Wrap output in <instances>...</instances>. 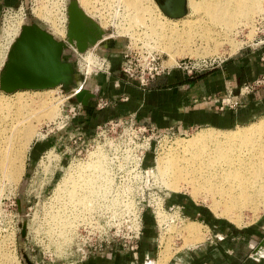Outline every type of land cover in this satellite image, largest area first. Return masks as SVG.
I'll return each instance as SVG.
<instances>
[{
    "label": "rangeland",
    "instance_id": "rangeland-1",
    "mask_svg": "<svg viewBox=\"0 0 264 264\" xmlns=\"http://www.w3.org/2000/svg\"><path fill=\"white\" fill-rule=\"evenodd\" d=\"M42 1L48 3L53 14L59 16L54 25L37 13ZM122 3L115 0L112 3L114 5H110V10H102L104 12L101 14L102 19L99 15L92 17L88 14L105 30L107 39L78 56L72 48L69 49L78 72L86 77V88L98 89L97 98L91 100L87 106L77 103L73 97H70L71 94H65L62 86L36 90L19 89L11 93L0 90V101L6 99L12 101L17 93L35 97L51 93L52 104L57 112L56 117L48 119V116H45V106L36 110L42 117L39 116V119L35 117L33 122L37 124L39 120H42L37 125L38 131L43 135L31 141L21 178L17 183L9 182L4 178L0 179V262L5 264H86L89 259H114L119 256L121 259H133L138 262L137 264H148L149 261L154 262L157 259L160 260L159 264H166L170 259H180L178 257L183 252L208 239L221 240L224 235L223 229L235 238L234 242L241 245L238 254L242 255V252L246 250L247 255L261 256L254 255V252L264 245L262 205L258 207L257 213L245 208L241 218L242 223L237 225L214 212L212 198L206 193H198L196 198L192 192V185L187 183L182 184L180 191H174L166 184L155 181L156 179L151 178V175L156 167L157 159L171 154L178 141H190L198 133L205 131H240L243 127H249L251 123L259 121L264 117V113L250 121L227 128L200 126L182 132L175 129L158 131L138 122L130 114L114 115L110 112L109 114L112 115L107 117L105 113L110 111L108 109L122 97H105L106 88L104 87H108V84L110 86L116 78L123 77L120 70L122 52L129 50L134 54L139 47L153 50L159 55L162 65L167 68L174 66L185 71L179 67L184 61L190 65H196L203 60L216 58L215 67L241 49L254 46L264 37V24L256 23L254 26L256 16L263 11L255 15L253 18L255 20H252V25L249 27L244 22L238 21L240 24L236 22L235 26L229 28L230 31L233 30L231 32L227 29L225 32L224 28L218 25L216 27L209 21L205 22L199 14H194L193 19L189 18V24L198 19L200 22L194 23L195 28L193 24L191 25L193 30L189 24L185 25L189 28L183 29L184 26H182L180 32L184 37L179 40L180 43L176 41L175 49L180 48L184 54L173 53L174 56H172L166 50L165 52L158 42L146 36L145 28L147 27L144 26H147L149 22L147 12L144 13L146 22L143 23L146 24L143 26H137L134 22L131 26L130 20L128 22L117 16L123 11ZM262 6L264 9V1ZM66 7L67 0H0V70L10 44L19 34V23L24 21L23 12L26 18H38L43 23H41L42 26L53 34H55L56 26H59L61 35L65 37ZM187 9L188 13L190 8L187 6ZM14 13L17 14L13 16ZM206 27L213 28L212 30L216 32L221 30L227 34V36L223 34L224 37H229L228 39L220 37L219 49L210 54L203 53L204 44L199 37V40L196 39L198 33L204 31ZM128 29L130 30L127 31ZM189 30L194 38L190 39V42L187 40L191 37ZM134 31L135 34L140 33V38L139 34H134ZM146 31L147 35H150L148 29ZM185 31L186 33L189 31V34L187 33L189 37L185 36ZM194 33L198 35L195 37ZM133 34L137 37L132 36ZM193 42L196 45H193ZM200 43L203 47H200ZM198 47L200 49H197ZM94 62H98V66H91ZM100 101H106L107 104L101 107L98 105ZM95 154H99V158L106 165L108 182L112 180L111 183H113H110L111 190L109 189L112 194L109 193L111 196L109 195L105 202L106 208L93 212L94 215L90 218H88L89 215L87 217L79 215L75 228L69 235L70 242L61 244L62 246L59 247L56 242H51L53 239L50 241L47 237L44 226L45 213L53 204L54 194L64 177L63 172L67 168L75 170L79 164H88L92 159L90 157ZM262 158L264 166V153ZM110 199L113 203L115 200V208ZM190 221L199 224L201 232L197 234L198 237L183 235L178 232V228L176 231L178 224L182 225ZM131 223L135 230L138 231L140 228L137 239L127 236L126 227ZM20 225H24L23 236ZM245 242L248 245L247 249L243 248ZM166 245H168L167 251L163 253ZM146 260L147 263H145Z\"/></svg>",
    "mask_w": 264,
    "mask_h": 264
},
{
    "label": "bare ground",
    "instance_id": "bare-ground-1",
    "mask_svg": "<svg viewBox=\"0 0 264 264\" xmlns=\"http://www.w3.org/2000/svg\"><path fill=\"white\" fill-rule=\"evenodd\" d=\"M77 1L85 13L95 17L96 15L101 16V14L104 13L102 10H110L109 7H111L110 5H114L112 3L115 0ZM263 1L264 0H187V6L190 8V11L187 15L175 19L162 14L155 0H119L120 3L123 2V11L121 13L119 12L117 16L125 21L130 20V22H128L131 23V26L133 22L137 26H143L146 24L143 23L146 22V20L144 21V19H146L144 18V13L147 12L146 16L149 22H147V26H144L147 27L145 28L146 36L149 38L151 37L153 41L158 42V45L163 48L164 51L166 50L167 53L174 56L173 53L175 55L184 54L180 48L175 49L177 46L176 41L184 37V35H181L180 28L182 26H184L182 27L183 29L188 27H185V25L189 24V18L193 19L192 16L194 14H199L200 18H203L205 22L209 21L216 27L218 25L227 32L226 29L229 30V28L235 26L234 24L236 22V24L244 22L248 27L252 25L251 23L255 20H253L255 15L263 11ZM43 3L42 1V5L38 7L37 13L41 14L39 16H42L54 25L57 18L59 19V16L52 13L48 3ZM119 8H121V6ZM100 18L102 19V16ZM199 20L200 19L195 20V22ZM20 23L19 27H21L22 24ZM194 23H191L193 27ZM201 23L199 25H201ZM191 25L189 24L191 30H193ZM200 27L201 26H199V28ZM146 29H148L150 35H147ZM212 29L213 28L210 29V27H206V29L201 32L202 34H193L195 37L198 35L196 39L199 37L202 44H204V54L216 52L221 45V43L218 42L220 37H224L223 34L227 36V34L221 30L216 32V30L214 31ZM129 30L130 29L127 31ZM231 31L229 30V32ZM182 32V34H184V30ZM187 33L185 36H188L189 33L190 36L192 35L191 31ZM55 34L60 38L64 37L61 35L59 26H56ZM134 34L132 36H134ZM138 34L135 35H138L140 38V33ZM141 36L143 38V35ZM224 38L228 39L229 37ZM190 39L194 38L192 36L187 38L189 42ZM183 40L185 41V39ZM187 40L185 41L186 43L188 42ZM230 40L232 41V38ZM194 44L196 45V43L193 42V45ZM200 47H203L201 43ZM197 49L200 48L198 47ZM184 51H186V49ZM173 62L175 63V61ZM97 64L98 62H94L91 63V66H96ZM27 95H24V93H17L16 98L12 101L9 99L0 101V179L4 178L9 182L14 181L17 183V181H19L24 170V161L31 141L33 138L43 135L38 131L37 125L42 120H39L37 124L33 122L35 117L39 119V116H41L36 110L45 106V116H48V119H52L57 115L54 109L55 106L52 104L53 102L50 97L51 93H46L39 97ZM174 147L175 148L170 152L171 154L157 159L156 167L151 175V178L156 179L155 181L166 184L174 191H180L183 183L192 185V192L196 198L201 192L211 196V202L214 206L212 209L215 210L214 212H216L218 216L226 217L229 221L237 225L242 223L241 218L245 208L256 212L258 207L262 205L264 209V166L262 158L264 153V117L257 122L251 123L249 127H243L240 131H205L198 133L190 141H178ZM90 158L92 159L88 164H79L77 169L67 168L63 172L64 177L54 194L55 196L52 200L53 204L51 203V207L47 210V213H45L44 226L47 237L50 241L53 239L51 242H56V245L59 247L61 244L70 242L69 235L72 230H74L73 228H75L74 225L76 219H79V215L83 217L84 215H86V217L89 215L88 218H90L94 215L92 214L93 212L100 211L105 207V202L109 198L108 196L112 194V192H109L111 190L110 183L112 180L108 182L106 165L99 158V154H95ZM98 158L100 160H98ZM111 200L112 199L109 201ZM112 203L113 201H111V204ZM114 203L112 204L113 207L115 206ZM219 210H221V212H219ZM159 214H157V216ZM86 217L85 221L87 222ZM162 217L163 215L161 218ZM165 218L167 219V217ZM198 225L190 221L186 224H178V226L175 227L176 231L178 228V232L183 235L198 237L197 234L201 232ZM167 248L168 245L164 247L163 253L167 251ZM0 264L5 263L0 262Z\"/></svg>",
    "mask_w": 264,
    "mask_h": 264
},
{
    "label": "crops",
    "instance_id": "crops-1",
    "mask_svg": "<svg viewBox=\"0 0 264 264\" xmlns=\"http://www.w3.org/2000/svg\"><path fill=\"white\" fill-rule=\"evenodd\" d=\"M107 85L105 97H122L105 115L130 114L138 122L158 131L180 132L200 126L227 128L245 123L264 113V84L245 89L264 74V44L241 49L217 66L189 75L171 66L146 88L125 74ZM230 92L240 100L235 108H219L220 99ZM71 97V96H70ZM112 112V114H109ZM223 238L208 239L166 264H263V249L255 257L238 254L241 247L226 229ZM245 242L243 248L247 249ZM240 251V249H239ZM263 253V254H262ZM126 258V257H125ZM159 259L149 264H159ZM147 260L145 261V263ZM137 264L133 259H89L86 264Z\"/></svg>",
    "mask_w": 264,
    "mask_h": 264
},
{
    "label": "water",
    "instance_id": "water-1",
    "mask_svg": "<svg viewBox=\"0 0 264 264\" xmlns=\"http://www.w3.org/2000/svg\"><path fill=\"white\" fill-rule=\"evenodd\" d=\"M170 18L187 13V0H155ZM65 37H58L34 17L24 18L19 34L9 46L0 70V90L6 93L23 89H46L62 86L77 103L87 106L98 96V89L86 88V77L79 73L69 51L82 54L108 38L99 23L79 6L67 0ZM42 23V24H41ZM74 52V51H73ZM22 236L24 234V225Z\"/></svg>",
    "mask_w": 264,
    "mask_h": 264
},
{
    "label": "built area",
    "instance_id": "built-area-1",
    "mask_svg": "<svg viewBox=\"0 0 264 264\" xmlns=\"http://www.w3.org/2000/svg\"><path fill=\"white\" fill-rule=\"evenodd\" d=\"M20 8H18L19 10ZM17 10V11H18ZM17 13H14L15 16ZM23 18H25V13L23 12ZM264 24V9L263 12L256 16L255 24ZM264 44V37L261 38L257 44L255 45H262ZM74 53L78 56L79 54L73 49ZM217 63L216 58L203 60L200 64L197 63L196 65H190L186 61L182 62V67L185 69L186 73L189 75H193L197 72L204 71L206 69H211ZM120 70L124 73L130 80H134L137 84L142 87L146 88L148 84L156 79L158 76L162 75L166 70L167 67L163 66L161 61L159 60V55H157L153 50H150L146 47H139L136 53L132 54L131 51H123L121 60H120ZM264 84V74L256 79L250 85H246L245 89L252 90L255 87ZM102 102V103H101ZM106 101L98 102V105L103 107L106 105ZM240 104V100L238 97L232 95L230 92H227L220 99V106L219 108L230 107L235 108ZM127 229V236L131 239L138 238L140 233L139 230H135L133 223L126 227Z\"/></svg>",
    "mask_w": 264,
    "mask_h": 264
},
{
    "label": "flooded vegetation",
    "instance_id": "flooded-vegetation-1",
    "mask_svg": "<svg viewBox=\"0 0 264 264\" xmlns=\"http://www.w3.org/2000/svg\"><path fill=\"white\" fill-rule=\"evenodd\" d=\"M263 249V248H262ZM256 253H257V250L254 252V255H256ZM262 257H264V256H262ZM149 262H151V261H149ZM149 262H148V264H149ZM147 263V262H146Z\"/></svg>",
    "mask_w": 264,
    "mask_h": 264
}]
</instances>
